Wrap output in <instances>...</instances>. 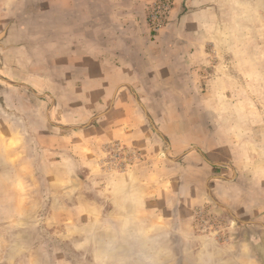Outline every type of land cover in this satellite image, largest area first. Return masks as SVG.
Listing matches in <instances>:
<instances>
[{"label":"rangeland","instance_id":"1","mask_svg":"<svg viewBox=\"0 0 264 264\" xmlns=\"http://www.w3.org/2000/svg\"><path fill=\"white\" fill-rule=\"evenodd\" d=\"M167 1L153 34L199 10L210 39L188 140L126 102L101 124L0 78V264H264V0Z\"/></svg>","mask_w":264,"mask_h":264},{"label":"crops","instance_id":"2","mask_svg":"<svg viewBox=\"0 0 264 264\" xmlns=\"http://www.w3.org/2000/svg\"><path fill=\"white\" fill-rule=\"evenodd\" d=\"M180 1L188 8L190 0ZM154 2L0 0V78L43 96L48 110L91 103L102 110L97 113L101 124L126 102V111L141 108L154 130L165 128L167 139L188 140L198 135L191 115L198 107L185 106L190 103L187 94L202 91L190 78L197 72L194 63L205 60L203 47L210 39L194 35L203 29L199 10L192 22L200 28L193 29L187 16L170 30L153 34L146 18ZM174 94H185L184 101ZM186 107L192 109L183 116L180 110ZM154 108L165 116L156 118ZM129 116L123 121L135 124Z\"/></svg>","mask_w":264,"mask_h":264},{"label":"built area","instance_id":"3","mask_svg":"<svg viewBox=\"0 0 264 264\" xmlns=\"http://www.w3.org/2000/svg\"><path fill=\"white\" fill-rule=\"evenodd\" d=\"M171 10L172 4L167 0L158 1L153 5L149 14V22L153 25L155 31L165 25Z\"/></svg>","mask_w":264,"mask_h":264}]
</instances>
